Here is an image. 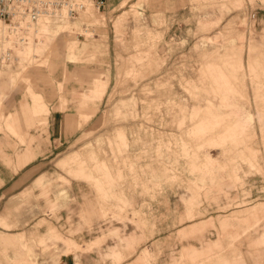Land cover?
<instances>
[{"label":"rangeland","instance_id":"1","mask_svg":"<svg viewBox=\"0 0 264 264\" xmlns=\"http://www.w3.org/2000/svg\"><path fill=\"white\" fill-rule=\"evenodd\" d=\"M82 12L0 25V264H264V0Z\"/></svg>","mask_w":264,"mask_h":264},{"label":"built area","instance_id":"2","mask_svg":"<svg viewBox=\"0 0 264 264\" xmlns=\"http://www.w3.org/2000/svg\"><path fill=\"white\" fill-rule=\"evenodd\" d=\"M93 1L98 9L104 8L108 2ZM65 7L71 14H76L82 3L77 0H0V19L20 18L35 21L43 15H57Z\"/></svg>","mask_w":264,"mask_h":264},{"label":"bare ground","instance_id":"3","mask_svg":"<svg viewBox=\"0 0 264 264\" xmlns=\"http://www.w3.org/2000/svg\"><path fill=\"white\" fill-rule=\"evenodd\" d=\"M81 1L82 7L78 9V13L80 11L88 12L89 8L92 7V1L93 0H77ZM94 2V1H93ZM57 14V12H56ZM63 14H66L68 17H74L76 14H71L68 8H63L57 15H47V16H41L35 21H31L29 19H0V25H2L3 28V45L6 46V50L2 54V57H14L13 56V50H11L12 46L19 45L21 47H24L28 41L31 33L35 30L37 26L43 22L48 21L49 19H58L63 17Z\"/></svg>","mask_w":264,"mask_h":264},{"label":"crops","instance_id":"4","mask_svg":"<svg viewBox=\"0 0 264 264\" xmlns=\"http://www.w3.org/2000/svg\"><path fill=\"white\" fill-rule=\"evenodd\" d=\"M21 57L23 55H20ZM3 89L7 87V84L3 83ZM3 243L7 244H15L16 239L13 235L6 236L3 240H1ZM93 258L91 256H84L81 257V255H76V254H66L62 255L57 262V264H89Z\"/></svg>","mask_w":264,"mask_h":264}]
</instances>
